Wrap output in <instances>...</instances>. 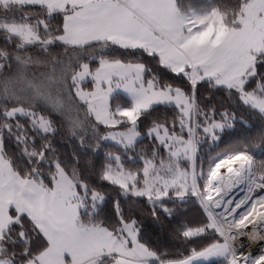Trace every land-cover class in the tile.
Returning <instances> with one entry per match:
<instances>
[{
  "label": "snow or ice",
  "instance_id": "obj_1",
  "mask_svg": "<svg viewBox=\"0 0 264 264\" xmlns=\"http://www.w3.org/2000/svg\"><path fill=\"white\" fill-rule=\"evenodd\" d=\"M0 264H264V0H0Z\"/></svg>",
  "mask_w": 264,
  "mask_h": 264
},
{
  "label": "trees",
  "instance_id": "obj_2",
  "mask_svg": "<svg viewBox=\"0 0 264 264\" xmlns=\"http://www.w3.org/2000/svg\"><path fill=\"white\" fill-rule=\"evenodd\" d=\"M143 131H146V129H143L142 132H143ZM237 131H238V132H242V130L239 129V127L237 128ZM244 134L246 135V133H244ZM255 135H256V134L254 133L253 136H255ZM240 142L242 143L243 141L241 140ZM148 144H149V141L146 140V139H143V137H141V142L138 143V145H137V152H139L141 149H146V148L148 147ZM108 151H113V152H115L116 149H114V148H105V149H103V151H101V152L99 153L101 159L103 158L104 153H105V152H108ZM189 215H190V216H194L195 214H194V213H189ZM164 246H165V247H168V248H171V247H173V243H172L171 241H167V242L164 244Z\"/></svg>",
  "mask_w": 264,
  "mask_h": 264
}]
</instances>
